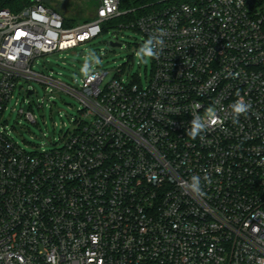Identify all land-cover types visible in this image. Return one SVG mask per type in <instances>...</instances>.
<instances>
[{"label": "built area", "instance_id": "1", "mask_svg": "<svg viewBox=\"0 0 264 264\" xmlns=\"http://www.w3.org/2000/svg\"><path fill=\"white\" fill-rule=\"evenodd\" d=\"M152 6L123 23L164 33L147 85L118 74L104 87L108 71L73 87L34 62L137 9L100 0L93 20L68 26L45 0L0 8V264H264V0ZM31 80L82 103L62 147L28 152L3 120ZM240 98L250 109L236 119ZM210 108L215 122L187 135ZM193 176L204 196L188 190Z\"/></svg>", "mask_w": 264, "mask_h": 264}, {"label": "rangeland", "instance_id": "2", "mask_svg": "<svg viewBox=\"0 0 264 264\" xmlns=\"http://www.w3.org/2000/svg\"><path fill=\"white\" fill-rule=\"evenodd\" d=\"M45 2L74 25L93 20L100 4V0H45ZM123 23L109 21L104 31L94 39L67 51L38 57L34 62V70L45 75L52 74L64 83L79 87L80 79L84 77L81 68L85 59L89 52H95L101 60L100 65L94 66L95 70L108 71L103 87L118 74L126 84L138 80L147 85L153 68V58L141 61L136 56L137 50L146 38L136 28L123 26ZM111 41H116L121 46H112ZM30 84L34 87V94L27 98L25 89H17L4 114L3 120L10 135L28 152L62 147V139L73 129L74 121L82 118L81 101L58 87L49 92L46 84L38 80H31ZM21 108L24 112L32 110L36 122L21 115Z\"/></svg>", "mask_w": 264, "mask_h": 264}, {"label": "clouds", "instance_id": "3", "mask_svg": "<svg viewBox=\"0 0 264 264\" xmlns=\"http://www.w3.org/2000/svg\"><path fill=\"white\" fill-rule=\"evenodd\" d=\"M243 2V0H241ZM164 33L162 31H157L156 33L150 35L139 47L136 52V56L141 61H147L148 59L156 58L159 56L160 52L164 47ZM101 60L95 52H89L88 57H86L83 67L81 68L82 74L92 80L100 75L99 72L95 71L94 66L100 65ZM233 115L236 119L240 115L246 114L250 105L247 104L243 98L238 99L233 105H231ZM215 113L210 108L207 110L206 117H200L194 115L191 120V127L187 130V135L192 138H196L201 132H203L209 122H215ZM219 171V169H217ZM205 181L209 180V177L205 176L203 178ZM188 190L193 192L197 196H204L205 193L202 190L201 178L198 176L191 177V181L187 183Z\"/></svg>", "mask_w": 264, "mask_h": 264}, {"label": "trees", "instance_id": "4", "mask_svg": "<svg viewBox=\"0 0 264 264\" xmlns=\"http://www.w3.org/2000/svg\"><path fill=\"white\" fill-rule=\"evenodd\" d=\"M160 0H121V7L123 9H137V12H132L127 15L118 17L116 19H113L114 21L119 22H128L131 19L135 17L137 13L142 12L144 9H150L153 6L159 2ZM31 2V0H0V8L7 7L14 11H18L28 5ZM148 8H143L144 6H147ZM111 20V21H113ZM66 25L73 26L72 22L68 19L65 20Z\"/></svg>", "mask_w": 264, "mask_h": 264}, {"label": "water", "instance_id": "5", "mask_svg": "<svg viewBox=\"0 0 264 264\" xmlns=\"http://www.w3.org/2000/svg\"><path fill=\"white\" fill-rule=\"evenodd\" d=\"M111 45L112 46H121V44L116 42V41H111Z\"/></svg>", "mask_w": 264, "mask_h": 264}, {"label": "snow or ice", "instance_id": "6", "mask_svg": "<svg viewBox=\"0 0 264 264\" xmlns=\"http://www.w3.org/2000/svg\"><path fill=\"white\" fill-rule=\"evenodd\" d=\"M81 39H83V37H81Z\"/></svg>", "mask_w": 264, "mask_h": 264}]
</instances>
